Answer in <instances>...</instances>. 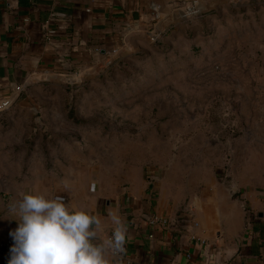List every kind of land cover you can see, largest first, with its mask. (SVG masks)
Returning a JSON list of instances; mask_svg holds the SVG:
<instances>
[{
	"label": "crops",
	"instance_id": "1",
	"mask_svg": "<svg viewBox=\"0 0 264 264\" xmlns=\"http://www.w3.org/2000/svg\"><path fill=\"white\" fill-rule=\"evenodd\" d=\"M188 7L197 11L186 14ZM49 28L56 32L46 39ZM153 33L185 69L231 59L240 92L222 105L242 108L226 112L236 128L224 142L232 154L227 176H220L222 162L216 173L203 166L207 177L199 178V165L153 164L145 175L143 165L92 167L80 156L60 178L52 163L51 173L30 184L0 180V238L18 227L9 203L43 194L100 216L102 239L113 228L109 213H120L126 252L112 264H264V0H0V98L14 101L31 82L75 72L110 49H139ZM222 143L212 150L225 151ZM245 205L255 216L251 227ZM151 213L179 222L180 230L149 228L143 217Z\"/></svg>",
	"mask_w": 264,
	"mask_h": 264
},
{
	"label": "rangeland",
	"instance_id": "2",
	"mask_svg": "<svg viewBox=\"0 0 264 264\" xmlns=\"http://www.w3.org/2000/svg\"><path fill=\"white\" fill-rule=\"evenodd\" d=\"M109 51L81 71L31 82L0 112V180L30 184L51 173L52 163L62 178L63 168L80 156L92 167L143 165L145 175L153 164L180 163L199 165V178L207 177L203 166L216 173L231 136L228 110L242 108L222 105L240 92L228 72L235 70L231 59L185 69L158 40ZM218 140L221 153L211 148Z\"/></svg>",
	"mask_w": 264,
	"mask_h": 264
},
{
	"label": "clouds",
	"instance_id": "3",
	"mask_svg": "<svg viewBox=\"0 0 264 264\" xmlns=\"http://www.w3.org/2000/svg\"><path fill=\"white\" fill-rule=\"evenodd\" d=\"M18 222L8 264H112L126 252L128 229L119 212L109 213L111 235L101 238L102 218L78 210L62 196L24 194L9 203Z\"/></svg>",
	"mask_w": 264,
	"mask_h": 264
},
{
	"label": "built area",
	"instance_id": "4",
	"mask_svg": "<svg viewBox=\"0 0 264 264\" xmlns=\"http://www.w3.org/2000/svg\"><path fill=\"white\" fill-rule=\"evenodd\" d=\"M197 10L194 7H188L187 11L185 12L187 13H192V12H196ZM51 19H49L48 21H46V23L50 22ZM56 30L53 28H49L46 30L45 32V38L46 39H50L54 34H55ZM159 34L158 33H153V35H151V40L152 42H156V40H158ZM13 103V100L6 97V98H0V112L6 111L7 109H9L11 107ZM229 128V131L231 133V137L234 136V134H236V128L235 125L233 124H227L226 125ZM229 141L226 140V144H228ZM226 157L224 159L223 165L221 167L220 170V176L222 178L227 176V166L230 162V159L232 158V154H231V150L229 147L226 148ZM64 198V197H63ZM245 214H246V223L247 226L251 227L253 224V220L255 218L253 212L249 209L248 206L245 205ZM143 220L146 222L147 226L151 229H158V228H162V229H168V228H179L180 230V226H179V222H175L172 223L168 217L166 216H162V215H158L156 213H151L148 215H145L143 217ZM182 224V223H181ZM111 235V232H109L105 238L109 237ZM149 238L153 237L152 233L148 234ZM193 239H197L198 242L200 244H205V240L204 239H199L195 236H192ZM14 244V240L11 236H5V237H1L0 238V261L3 264H8V261L11 258V252L10 249ZM126 248V246H125ZM186 256L189 257L190 254L186 253Z\"/></svg>",
	"mask_w": 264,
	"mask_h": 264
}]
</instances>
